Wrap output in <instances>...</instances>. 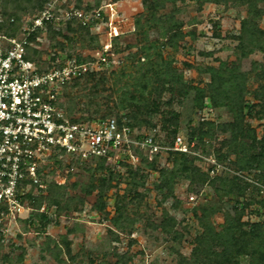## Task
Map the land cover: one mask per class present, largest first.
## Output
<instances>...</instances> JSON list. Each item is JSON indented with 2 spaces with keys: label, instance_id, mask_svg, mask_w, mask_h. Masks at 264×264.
I'll return each instance as SVG.
<instances>
[{
  "label": "rangeland",
  "instance_id": "374dc122",
  "mask_svg": "<svg viewBox=\"0 0 264 264\" xmlns=\"http://www.w3.org/2000/svg\"><path fill=\"white\" fill-rule=\"evenodd\" d=\"M141 1L119 0L113 7L105 9L112 29L121 35L117 45L119 53L111 57L113 63L106 72L107 87H111L112 100L116 103L118 111L126 88H132L133 84L142 81L141 75L146 71V61L143 59L133 62L129 60L138 48L134 21L144 13ZM163 1L164 8L159 14L173 16L175 21L181 24L184 38L178 42L175 49L167 47L161 48L160 51L177 74L182 75L190 89L185 97L180 96L177 91L173 96L164 92L162 103L172 98V105H161L159 113L149 118L151 123L155 124V129L144 127L140 132H162L161 118L175 111L179 116V136L188 143L186 140L189 132L197 130L202 121H212L216 125L232 121L227 107L212 108L208 99L204 100L202 109L197 104L196 88L204 91L210 81L207 69L211 66L218 68L223 63H236L240 73L249 75L244 101L257 104L253 94L258 88V83L253 67L262 61L263 54L258 46L252 47L251 54L246 57H241V53L237 51L241 22L243 19H250L249 8L240 5L239 1L221 0L214 3L176 0L175 4ZM85 2L91 4L93 0ZM104 3H109V0H102V5ZM257 9L264 11V2H258ZM2 10L0 2V24L3 20ZM34 14L22 15V23H28ZM253 20L264 32V15ZM24 27L25 25L21 26L18 35ZM104 28V25H101L98 31L91 32L99 37L101 44L110 41L112 45V40L107 34L109 29ZM147 31L149 41L162 42L155 28ZM61 33L71 36L65 30ZM58 43L63 45V49H60ZM34 45L39 51V56L34 58L35 62L43 69L61 63L68 54H80L86 61H93L96 57L86 46H81L80 43L72 44L59 35L45 33L38 36ZM128 45L134 47L125 50ZM151 54L154 56V52ZM103 70L104 67L101 71ZM151 74L148 75L149 89L154 84ZM66 93L70 91L65 90L61 96V104L67 112ZM108 93L106 91L102 94ZM72 94H75V90ZM154 95L153 93V100ZM78 102L81 108H85V98H80ZM104 109L102 107V110ZM258 110L257 106L253 107L254 112ZM101 114L103 113H97L94 117L99 118ZM78 116L80 114L76 115ZM244 124L254 131L257 138L262 137L264 120L252 114L251 117L245 118ZM228 138L229 134L218 131L211 134L205 141L206 151L202 147L195 149V143L191 142L192 153L188 155L197 159L196 164L201 170H210V179H240L245 185L244 202L247 204L242 222H263L264 211L260 209L258 202L264 200V182L260 181L256 173L238 172L229 167L227 162L216 160L215 150L220 147L222 140ZM248 145L250 140L246 141V147ZM240 155L247 157L249 154L243 151ZM123 159L130 168L118 165L117 162L123 161L122 158L109 161L113 174L110 187L104 192L100 203L96 191L86 194L97 179L109 178L108 172L97 171L96 161L86 162L88 166L76 165L71 168L46 162L47 165L52 164L47 179L63 186L59 199L60 207L50 206L48 201H44L43 206L50 220L45 229L37 224L28 226L24 222L30 211H25L15 222L6 219L0 222V264H178L181 257L190 259L192 242L203 231L197 219L201 210L209 213V223L215 232H220L226 221L225 217L236 216L235 205L226 201L227 198L223 196L226 189L223 188L222 182L213 185L201 180L193 182L186 175L178 173H173L174 177L171 179L169 171H172L173 165L163 158L156 169L146 166L141 159ZM165 182L168 184L164 193L158 192L157 188ZM97 203L103 206L102 210L94 209ZM119 207L123 211L122 216L118 218ZM244 229L247 227L244 226ZM69 230L71 231L68 233ZM236 235L238 236V233ZM66 245H69V254ZM238 260L240 264H249L250 257L240 256Z\"/></svg>",
  "mask_w": 264,
  "mask_h": 264
},
{
  "label": "trees",
  "instance_id": "16d2710c",
  "mask_svg": "<svg viewBox=\"0 0 264 264\" xmlns=\"http://www.w3.org/2000/svg\"><path fill=\"white\" fill-rule=\"evenodd\" d=\"M51 0H0L2 4L3 20L0 24V33L8 37H17L22 25V15L34 14L44 9L46 4ZM119 0H109V3L116 4ZM175 4L176 0H165ZM198 1V0H197ZM219 3L221 0H200ZM219 1V2H218ZM227 1V0H222ZM240 5H246L249 8L250 19H243L241 22L240 35L237 37L239 44L237 51L241 57H246L251 54V49L258 46L263 54V59L253 67V73L258 83V88L254 92L253 97L258 101L257 104H249L244 101L246 94V85L249 75L239 72V67L236 63L228 65L221 64L218 68L209 67L207 73L210 81L206 85V90L198 89L197 104L200 109L204 107V100L208 99L209 106L212 108L227 107L232 115V121L223 124H215L212 121H202L200 127L191 130L186 140L189 145L195 143V149L202 147L206 151L205 141L211 134L217 131L222 134H229V138L222 140L220 147L215 150L216 160L219 162H227L228 166L238 172L256 173L260 181L264 182V133L261 138H257L253 130L245 125V118L255 114L260 120H264V32L258 28L255 17L264 15L263 10L257 9L258 2L264 0H237ZM83 9L86 11L96 10L102 5V0H93ZM144 13L138 16L134 21V32L138 36L136 45L137 51L129 60L143 59L146 61V71L141 75L142 81L133 84L132 88H126L124 99L117 109L116 103L112 100L111 87H107L108 78L106 72L108 69L98 72H88L80 78L74 79L63 87L62 95L68 89L70 93H66L68 100V108L66 115L71 122L90 124L94 121H105L110 118H115L119 126H127L138 131L139 137L144 132H140L145 128L155 129V124H152L149 118L159 113L161 105L171 106L172 98L165 103H162L161 97L167 92L172 96L175 91L180 96L185 97L188 93L189 84L183 80L182 75L177 74V71L171 66V63L166 61L161 54V48H176L178 42L183 40L184 34L181 32V24L175 21L173 16L160 15L159 11L164 8L163 0H142ZM75 7L82 9V0H77ZM106 21L107 18H104ZM155 28L159 32L161 40L149 41L148 31ZM67 31L71 36H64L61 32ZM48 33L49 35H59L70 43H80L81 46H86L89 51L95 54L101 49L99 37L91 32V28L83 27L78 22H62L48 23L45 31L38 30L29 39V46L26 48V59L35 63V56H39V51L35 49V41L38 36ZM121 35L112 39V55L119 53L117 45ZM60 49L63 45L58 43ZM134 46L128 45L125 50H130ZM151 52H154L151 54ZM155 57V58H154ZM154 58V59H153ZM111 57H109V60ZM54 61V58H52ZM69 60H75L77 63L84 62L85 59L79 54L76 56L68 54L65 60L55 66H62ZM41 71H48L52 67L41 68ZM152 73L151 81L154 83L149 89L148 81L149 74ZM258 73V74H257ZM178 89V90H177ZM75 90V94H72ZM109 92L107 95L102 93ZM153 93L155 99H152ZM61 95V96H62ZM80 98H85L87 104L85 108H81L78 102ZM102 101V102H101ZM258 107V111H253V107ZM102 107L105 109L102 110ZM103 113L99 118H95V114ZM77 114L80 116L76 117ZM85 115V116H84ZM178 113L172 111L167 117L161 118V131L158 133L149 132L155 142L162 146H171L175 141L178 133ZM254 117V116H253ZM250 140V145L246 147V141ZM187 143V144H188ZM246 149V150H245ZM245 151L249 154L247 157L240 155ZM140 159L143 164L156 169L160 163V159L172 163L173 169L169 171L173 173L186 175L191 181H202L203 183L215 184L222 182L226 201L235 205L236 216L225 217V222L220 232H215L209 223V213L201 210V215L198 221L203 229L202 233L197 235L192 242V252L189 260L180 258L178 264H240V256H249V264H264V221L245 224L242 222L243 213L247 206L244 202L245 185L238 178L229 180L228 178L213 177L210 179V170L203 171L196 164V158L190 157L188 154L178 152H166L162 155H157L152 161L140 154ZM233 157V158H232ZM49 161L58 166H66L71 168L76 165L88 166L86 162L72 158L61 150H54ZM65 163V164H64ZM118 165L125 167L129 166L125 160L118 161ZM50 164V165H52ZM50 165H43L37 170L39 184L29 185V191L22 196V203L29 207L30 212L24 222L28 226L35 224L45 229V226L50 222L46 208L43 206L44 201H48L50 206L60 207L61 192L63 186L57 185L47 179L50 172ZM97 171L108 172V179H97L95 184H92L86 194H98V203L103 199L104 192L110 187L112 171L110 164L105 159L96 160ZM131 173V172H130ZM135 174V173H133ZM133 176V175H132ZM168 182L160 185L157 190L164 193ZM39 185H43L40 188ZM226 187V188H225ZM97 203V204H98ZM260 209L264 211V200L259 202ZM44 209L41 212V209ZM64 209V208H61ZM95 210H102L103 206L94 205ZM118 218L122 216L121 208H117ZM244 226L247 229H244ZM71 230L68 231V233ZM238 233V236L236 235ZM67 253L69 254V245H66Z\"/></svg>",
  "mask_w": 264,
  "mask_h": 264
},
{
  "label": "built area",
  "instance_id": "2783aa9c",
  "mask_svg": "<svg viewBox=\"0 0 264 264\" xmlns=\"http://www.w3.org/2000/svg\"><path fill=\"white\" fill-rule=\"evenodd\" d=\"M76 1L51 0L29 18L17 37L0 33V222H15L30 211L22 203V196L30 184H39L37 170L56 149L80 162L139 160L140 154L152 161L170 151L192 153L193 144H187L180 136L171 146H162L150 134L139 137L136 130L119 126L115 118L90 124L68 119L61 104L63 87L88 72L110 68L111 42L101 44L93 61L69 60L48 71H41L26 59V48L31 36L38 30L45 31L48 23L78 22L89 26L92 32L104 25L111 40L119 36L104 20L108 19L105 9L113 4L104 3L96 10L86 11L83 8L89 3L82 0V9H78Z\"/></svg>",
  "mask_w": 264,
  "mask_h": 264
}]
</instances>
